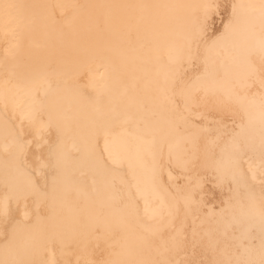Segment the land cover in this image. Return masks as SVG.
<instances>
[{"label": "bare ground", "instance_id": "1", "mask_svg": "<svg viewBox=\"0 0 264 264\" xmlns=\"http://www.w3.org/2000/svg\"><path fill=\"white\" fill-rule=\"evenodd\" d=\"M0 3V264H264V0Z\"/></svg>", "mask_w": 264, "mask_h": 264}, {"label": "snow or ice", "instance_id": "2", "mask_svg": "<svg viewBox=\"0 0 264 264\" xmlns=\"http://www.w3.org/2000/svg\"><path fill=\"white\" fill-rule=\"evenodd\" d=\"M17 5H13V4H2L0 3V13H3L4 11L8 10V9H13V8H17ZM235 8V6H233V9ZM261 13L264 14V4L261 5ZM261 57L262 60H264V42L261 43ZM39 159V157H38ZM253 179H255V176H253ZM7 214V213H6Z\"/></svg>", "mask_w": 264, "mask_h": 264}]
</instances>
